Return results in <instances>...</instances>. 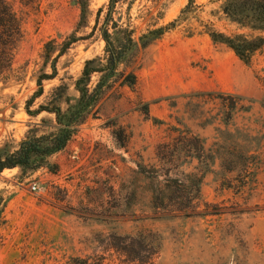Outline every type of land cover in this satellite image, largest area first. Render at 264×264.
<instances>
[{
	"label": "rangeland",
	"instance_id": "rangeland-1",
	"mask_svg": "<svg viewBox=\"0 0 264 264\" xmlns=\"http://www.w3.org/2000/svg\"><path fill=\"white\" fill-rule=\"evenodd\" d=\"M7 1L23 36L0 76V153L77 120L74 83L104 56L108 5ZM213 1L195 0L202 18L239 32L209 16ZM187 2L115 5L111 39L131 30L135 45L98 101L62 150L0 174V264H264V50L245 64L186 24L153 35Z\"/></svg>",
	"mask_w": 264,
	"mask_h": 264
},
{
	"label": "trees",
	"instance_id": "trees-1",
	"mask_svg": "<svg viewBox=\"0 0 264 264\" xmlns=\"http://www.w3.org/2000/svg\"><path fill=\"white\" fill-rule=\"evenodd\" d=\"M119 1L108 0L107 13L100 28L101 38L105 43L103 58L86 61L80 77L74 83L75 90L79 94L78 105L80 106L74 113L77 120L73 123L69 121L64 124L56 134L42 135L37 138L27 137L12 153H0V174L4 170L16 167H20L22 171L35 170L39 167L37 164L34 165L36 158L45 157L62 150L70 140L74 126L84 121L86 111L98 101L102 94L103 81L116 70L125 54L135 45L131 30H124L121 41L116 42L111 39L108 32L110 22L113 23L114 28L118 27L112 21V15L115 5ZM213 2L220 3V5L217 10L209 12V16L215 18L217 15H221L230 24L236 25L239 32L218 30L212 21L202 18L203 6L197 5L195 0H188L176 19L152 32L153 35L160 37L181 24H186L189 36L194 35L199 29V33L208 35L214 44L226 46L241 61L250 64L264 50V0H215ZM22 36L21 20L7 0H0V76L11 69L15 51L22 40ZM74 42V38L64 42L59 55ZM53 71L55 72V70ZM93 74L101 76L95 87L91 88L89 85ZM42 77L36 82L38 90L34 93V98L42 95V82L51 80L54 75L44 74ZM61 89L62 87L57 88V90ZM62 98L63 95L59 96L58 99L61 100ZM233 107H236V104H233L232 109ZM40 110L46 109L40 107ZM51 112L56 113L58 124L61 125L60 110L56 108ZM200 149L203 150V145H200Z\"/></svg>",
	"mask_w": 264,
	"mask_h": 264
},
{
	"label": "built area",
	"instance_id": "built-area-1",
	"mask_svg": "<svg viewBox=\"0 0 264 264\" xmlns=\"http://www.w3.org/2000/svg\"><path fill=\"white\" fill-rule=\"evenodd\" d=\"M32 190L35 191V190H36V186H33V187H32Z\"/></svg>",
	"mask_w": 264,
	"mask_h": 264
}]
</instances>
